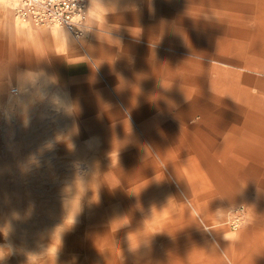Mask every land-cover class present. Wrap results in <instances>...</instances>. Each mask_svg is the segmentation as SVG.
<instances>
[{
    "label": "crops",
    "instance_id": "crops-1",
    "mask_svg": "<svg viewBox=\"0 0 264 264\" xmlns=\"http://www.w3.org/2000/svg\"><path fill=\"white\" fill-rule=\"evenodd\" d=\"M250 3L91 0L81 54L66 30L22 21L14 13L17 0H0V62L6 69L0 85L6 101L13 84L34 92L60 80L77 85L83 109L74 108L71 116L83 114L90 132L123 150L121 173L140 174L132 195L137 224L141 212L165 214L162 254L141 252L137 238L131 241H138L137 248L107 254L106 264L114 257L121 264H226L219 248L227 249V264H264V203H254L251 190L257 186L264 201V76L252 70L251 29L245 23L251 13L241 10ZM129 150L151 164L127 160ZM205 165L211 166L210 185H204ZM221 173L249 204V220L227 239L213 237V252L201 259L200 244L208 240L197 198L211 196L218 204ZM172 175L190 180V219L177 224L171 188L158 187ZM172 244L180 245L178 251Z\"/></svg>",
    "mask_w": 264,
    "mask_h": 264
},
{
    "label": "rangeland",
    "instance_id": "rangeland-1",
    "mask_svg": "<svg viewBox=\"0 0 264 264\" xmlns=\"http://www.w3.org/2000/svg\"><path fill=\"white\" fill-rule=\"evenodd\" d=\"M250 2L241 10L251 13V20L245 23L251 29L252 70L264 76V0ZM90 10L88 0L85 31L78 39L63 26L22 21L38 28L66 30L76 50L84 54ZM5 72L0 62V75ZM62 81L45 85L39 92L13 84L7 90L10 102L0 85V264H106L107 254L137 248L138 241L131 242L137 238L141 252L149 249L158 257L163 252L158 243L163 242L159 237L163 236L164 212H141L137 224L132 195L134 186L141 182L140 174L121 173L117 162L123 159V150L101 138L102 133L90 132L88 118L83 114L71 116L74 108L83 109L82 93L77 91V85ZM128 152L127 160H139L132 157V150ZM139 158V165L144 161L151 164L149 159ZM204 168V185H210L211 166ZM220 176L218 204H213L211 196L197 198H201L199 216L204 224L203 236L208 240L200 244L201 259H208L213 252V237L227 239L240 232L249 220V204L238 197L239 190L227 174ZM183 177L179 180L172 175L169 183L158 184L172 190L173 224L190 219L186 207L190 203L186 196L190 180ZM237 184L243 186L241 181ZM251 190L254 203H264L259 198L260 189L255 186ZM227 192L236 197L227 196ZM143 201L147 204L148 198ZM236 209L243 216L234 228L230 216ZM178 248L180 245H173V250ZM218 251L227 264V249ZM112 259L111 264L122 263L117 257Z\"/></svg>",
    "mask_w": 264,
    "mask_h": 264
},
{
    "label": "built area",
    "instance_id": "built-area-1",
    "mask_svg": "<svg viewBox=\"0 0 264 264\" xmlns=\"http://www.w3.org/2000/svg\"><path fill=\"white\" fill-rule=\"evenodd\" d=\"M88 0H18L16 16L37 25L65 27L74 38H81L85 31ZM238 209L230 216V224L237 228L242 220Z\"/></svg>",
    "mask_w": 264,
    "mask_h": 264
}]
</instances>
